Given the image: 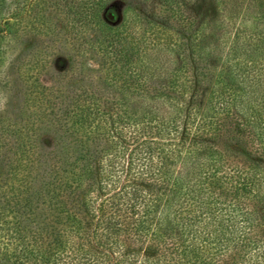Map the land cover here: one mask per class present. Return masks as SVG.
<instances>
[{"label": "trees", "instance_id": "obj_1", "mask_svg": "<svg viewBox=\"0 0 264 264\" xmlns=\"http://www.w3.org/2000/svg\"><path fill=\"white\" fill-rule=\"evenodd\" d=\"M109 1L0 0V264H264V0Z\"/></svg>", "mask_w": 264, "mask_h": 264}, {"label": "rangeland", "instance_id": "obj_2", "mask_svg": "<svg viewBox=\"0 0 264 264\" xmlns=\"http://www.w3.org/2000/svg\"><path fill=\"white\" fill-rule=\"evenodd\" d=\"M114 12L116 19L115 20H111L108 16V12ZM130 13V11L127 9V2L125 0H110L107 7L105 8V12L103 13V17L105 18V20H109L110 22H112L113 24H118L122 18L124 17L125 19H128V14ZM49 16H51V24L53 26H56V31H59L61 28V22L59 19H57L55 13H49ZM109 23V22H108ZM61 35V34H58ZM73 36V35H72ZM71 35H64V38H67V40L72 38ZM47 38L45 37H41L39 38V40H36L34 42L30 41L25 42L23 44L22 50L23 51H27L29 49H31L34 46V49L37 51L42 50V52L44 51L45 53V49L44 46L46 44H48L49 42L46 41ZM79 42H81L82 39H78ZM34 43V44H33ZM53 45V44H52ZM43 54V53H42ZM60 55V54H59ZM66 57V56H65ZM60 57H58L57 55L54 57V64L56 66H61L64 63V61H62V59H59ZM68 61V57H66V59ZM82 60V59H81ZM97 59L92 58V57H88L87 61L88 62H92L93 64H96ZM71 62V61H70ZM3 90V89H2ZM14 90H9L8 92H5V97H4V108H6L5 110L8 113H11V111L13 110L14 106H15V100H14ZM232 149H234L235 151H238L239 153H242L243 155H245V148L242 145L241 142L235 140L234 143L232 144ZM4 175V165H3V160L0 157V180H2Z\"/></svg>", "mask_w": 264, "mask_h": 264}]
</instances>
